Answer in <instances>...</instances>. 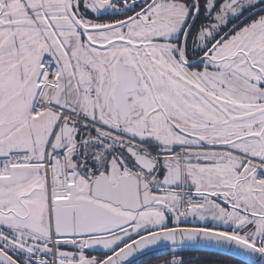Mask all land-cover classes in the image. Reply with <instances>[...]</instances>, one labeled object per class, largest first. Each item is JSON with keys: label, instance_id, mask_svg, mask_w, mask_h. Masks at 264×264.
<instances>
[{"label": "snow or ice", "instance_id": "6c2138e0", "mask_svg": "<svg viewBox=\"0 0 264 264\" xmlns=\"http://www.w3.org/2000/svg\"><path fill=\"white\" fill-rule=\"evenodd\" d=\"M0 264H264V0H0Z\"/></svg>", "mask_w": 264, "mask_h": 264}, {"label": "flooded vegetation", "instance_id": "af4514ba", "mask_svg": "<svg viewBox=\"0 0 264 264\" xmlns=\"http://www.w3.org/2000/svg\"><path fill=\"white\" fill-rule=\"evenodd\" d=\"M197 255H199V254H197Z\"/></svg>", "mask_w": 264, "mask_h": 264}]
</instances>
